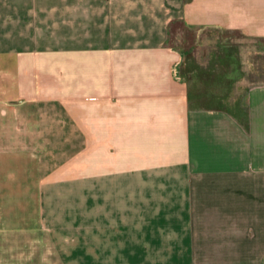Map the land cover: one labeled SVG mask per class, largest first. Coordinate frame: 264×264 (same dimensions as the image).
<instances>
[{
	"label": "crops",
	"instance_id": "obj_1",
	"mask_svg": "<svg viewBox=\"0 0 264 264\" xmlns=\"http://www.w3.org/2000/svg\"><path fill=\"white\" fill-rule=\"evenodd\" d=\"M174 21L264 55V0H0V264H264V81L245 126L189 107ZM42 135L80 143V206H43Z\"/></svg>",
	"mask_w": 264,
	"mask_h": 264
},
{
	"label": "rangeland",
	"instance_id": "obj_2",
	"mask_svg": "<svg viewBox=\"0 0 264 264\" xmlns=\"http://www.w3.org/2000/svg\"><path fill=\"white\" fill-rule=\"evenodd\" d=\"M167 43L181 52L180 75L187 84L191 100L196 98L202 107H222L236 113L237 108L243 109L247 85L264 81V55L258 52L259 42L237 33L174 24L170 27ZM1 74L3 70H0ZM63 105L66 103L27 102L26 125L53 132L71 127L73 123L62 117ZM38 111L40 115L37 117ZM29 114L36 115V118H30ZM67 137L42 135L40 140L44 145L42 170L46 175L57 176L44 183L45 194L41 200L51 212L55 208L81 204L80 143L74 148L67 143L57 145L53 142H67L64 141Z\"/></svg>",
	"mask_w": 264,
	"mask_h": 264
},
{
	"label": "trees",
	"instance_id": "obj_3",
	"mask_svg": "<svg viewBox=\"0 0 264 264\" xmlns=\"http://www.w3.org/2000/svg\"><path fill=\"white\" fill-rule=\"evenodd\" d=\"M174 24H178L177 22H171L169 24V30H170V27ZM187 104L189 107H192V108H202V106L199 105V100H197L196 98H194L193 100H191V96L190 94L187 93ZM203 108H218V109H224L222 107H203ZM234 114V117L237 118L241 124L243 126H245V121H246V118L244 117V119H242V109L241 108H237L236 109V113H233Z\"/></svg>",
	"mask_w": 264,
	"mask_h": 264
}]
</instances>
